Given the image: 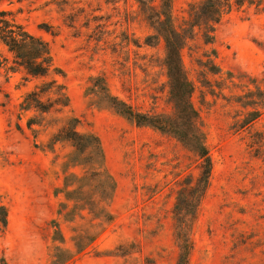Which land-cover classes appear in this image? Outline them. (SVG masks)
<instances>
[{
	"label": "rangeland",
	"instance_id": "374dc122",
	"mask_svg": "<svg viewBox=\"0 0 264 264\" xmlns=\"http://www.w3.org/2000/svg\"><path fill=\"white\" fill-rule=\"evenodd\" d=\"M199 1L170 0L213 165L188 230L189 264H264V3L233 2L207 31L188 25ZM151 4L158 11L162 0ZM1 9L49 43L61 72L11 68L0 43V264H177L174 207L200 160L171 128L139 125L102 93L178 121L152 9L139 0H0ZM45 85L48 110L24 108ZM71 121L98 137L94 164L54 139Z\"/></svg>",
	"mask_w": 264,
	"mask_h": 264
},
{
	"label": "trees",
	"instance_id": "16d2710c",
	"mask_svg": "<svg viewBox=\"0 0 264 264\" xmlns=\"http://www.w3.org/2000/svg\"><path fill=\"white\" fill-rule=\"evenodd\" d=\"M139 1L145 6L149 5L152 9L149 17L166 41V62L171 81L170 91L176 105L178 121L170 124L162 118L149 117L135 111L132 106L120 101L116 96H110L105 89H102V93L109 98V102L120 114L136 121L139 125H154L158 129L171 128L183 143L192 147L196 152L200 160L198 178L195 184L186 185L179 190L177 203L174 207L175 221L178 223L177 238L180 244L177 264H189L193 244L188 230L196 218L197 210L209 187L213 165L204 135L200 130L198 114L190 99L193 85L185 74L181 60L180 50L185 42V33L175 27L170 0H162L161 8L158 11L151 4V0ZM233 2L242 5L244 2L264 3V0H201V2L192 5L189 12V27L203 24L208 28L207 31L214 30L215 24L219 22L222 14L231 7ZM154 37L156 36H149L148 40L150 41ZM0 43L12 55L14 65L11 68H22L26 75L41 78L49 76L52 72H61L54 64L49 43L44 41L41 36L30 33L23 23L19 22L10 11L4 9L0 10ZM53 82L55 80H52L50 84ZM49 90L50 88L45 85L31 91L26 97L24 108L33 106L41 111H47L51 105L41 100L40 93H46ZM74 122L71 121L67 126L58 130L54 139H67L72 142L74 145L73 160L94 164L101 152L99 139L94 134L80 133L74 128ZM73 191L79 195L78 190ZM0 211L3 217L2 224L5 226L7 223L6 211L3 207H0Z\"/></svg>",
	"mask_w": 264,
	"mask_h": 264
}]
</instances>
